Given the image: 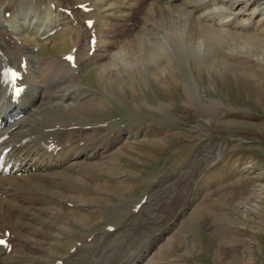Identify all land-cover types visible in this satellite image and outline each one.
<instances>
[{
    "label": "rangeland",
    "instance_id": "1",
    "mask_svg": "<svg viewBox=\"0 0 264 264\" xmlns=\"http://www.w3.org/2000/svg\"><path fill=\"white\" fill-rule=\"evenodd\" d=\"M55 1L80 21L87 38L82 46L89 50L91 33L78 5ZM234 1L224 15L241 17L243 4ZM13 4L0 0V17ZM138 8L134 27L144 10ZM242 18L254 22L239 31L257 36L258 54L219 43L194 53L180 50L167 69H142L118 86L86 61V51L80 56L75 81L95 101L63 117L86 129H122L126 138L102 150L87 181H65L76 204L49 221L58 230L45 229L44 254H31L29 264H52L56 257L65 264H264V14ZM109 20L98 22L103 36L115 40V51L131 21ZM224 23L232 28L239 20ZM61 27L40 38L41 48L30 38L21 43L38 58H62L74 49L76 31ZM222 61L228 64L218 65ZM85 128L71 127L64 141L92 140ZM79 238L89 244H78Z\"/></svg>",
    "mask_w": 264,
    "mask_h": 264
},
{
    "label": "bare ground",
    "instance_id": "2",
    "mask_svg": "<svg viewBox=\"0 0 264 264\" xmlns=\"http://www.w3.org/2000/svg\"><path fill=\"white\" fill-rule=\"evenodd\" d=\"M237 1L243 4L242 16L251 17L256 12L264 14V6H260L258 0ZM68 2L78 7H93L90 11L84 8L77 11L91 33L89 46L91 50L94 48L93 52L82 46L87 38L80 21L75 20L73 14L67 15L55 0H14L10 14L5 12L0 17V137L6 135L0 141V159L4 156V167L11 168L8 173L0 174V233L8 241L7 246L0 245V264H29L31 254H44L48 242L45 229L58 230V223L55 222L54 227L49 221L54 220L62 209L72 210L71 202L76 204L65 181L74 178L87 181V177H91L87 174L88 169L94 166L95 160L126 138L125 134L121 135L122 129L98 128L95 124L86 129L83 124L63 117L64 111L76 110L95 101L88 90L75 81L83 66L79 58L85 51L88 53L86 61L95 62L102 77L115 86L142 69L163 70L180 50L194 53L219 43L221 47L235 50L242 47L258 54V48L253 46L259 45L255 43L257 36L239 31L254 27L252 18L247 21L241 20L242 16L224 15L237 3L234 0ZM141 5L144 7L141 22L139 27H134L133 19L140 15L138 7ZM114 16L131 21L130 28L124 33L125 39L119 41L115 51V40L103 36L101 31L104 29L98 22L103 18L105 25L110 24L112 22L107 21ZM236 17L239 20L236 27L227 28L231 26L224 21L229 20L234 25ZM69 25L76 31L74 49L62 58H38L33 47H42L44 42L40 38H48L54 29ZM109 30L106 31L111 35ZM23 37L33 39L35 45L22 44ZM92 38L96 39L95 43ZM249 46L253 48L248 49ZM71 54L76 57L74 61L68 60ZM113 55L115 58L112 59ZM116 60L120 61L119 65ZM223 64L228 63L222 61L218 65ZM9 66L23 72L20 84L26 85L23 94L16 98L12 97L6 82ZM15 111L18 115L12 117ZM71 127L85 128L92 140L77 137L65 142ZM77 242L89 244L83 238ZM55 259L52 264L64 263L62 258Z\"/></svg>",
    "mask_w": 264,
    "mask_h": 264
},
{
    "label": "snow or ice",
    "instance_id": "3",
    "mask_svg": "<svg viewBox=\"0 0 264 264\" xmlns=\"http://www.w3.org/2000/svg\"><path fill=\"white\" fill-rule=\"evenodd\" d=\"M12 75H15V73H12Z\"/></svg>",
    "mask_w": 264,
    "mask_h": 264
}]
</instances>
